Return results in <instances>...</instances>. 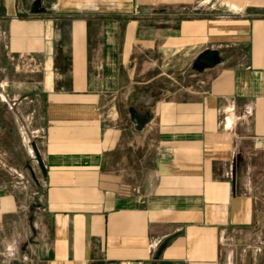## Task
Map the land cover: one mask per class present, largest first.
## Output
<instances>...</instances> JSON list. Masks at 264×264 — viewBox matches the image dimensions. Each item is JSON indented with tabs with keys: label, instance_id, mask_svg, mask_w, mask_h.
<instances>
[{
	"label": "crops",
	"instance_id": "1",
	"mask_svg": "<svg viewBox=\"0 0 264 264\" xmlns=\"http://www.w3.org/2000/svg\"><path fill=\"white\" fill-rule=\"evenodd\" d=\"M225 5L0 0L38 175L1 188L0 264H264V19Z\"/></svg>",
	"mask_w": 264,
	"mask_h": 264
},
{
	"label": "rangeland",
	"instance_id": "2",
	"mask_svg": "<svg viewBox=\"0 0 264 264\" xmlns=\"http://www.w3.org/2000/svg\"><path fill=\"white\" fill-rule=\"evenodd\" d=\"M163 7L169 6V11L172 12L177 9H182L184 7L183 14H179L178 17L183 19H218L222 18V12L225 8L226 2H236V5L244 8L247 18H260L264 19V6H258L259 4H264V0H214L216 4V9H211L215 12L211 15H206L205 11L207 0H162ZM213 1V2H214ZM183 2V4H182ZM201 4L199 15L191 14L189 10L193 7ZM179 5V6H178ZM178 6V7H177ZM198 8V7H197ZM165 9V8H163ZM207 9V8H206ZM208 10V9H207ZM232 19H240L241 14L229 13ZM244 15V14H243ZM242 15V16H243ZM27 117V110L24 107L19 109L13 108L9 109L1 99L0 96V203L3 191L1 190L4 186H11L13 184L22 186V182H29V187L33 186L34 182H37L38 175L33 174H19L20 170H29L27 168V159L25 158L23 151L21 149L22 144L19 143V127L17 122H21ZM15 189V188H14ZM8 193L12 198L21 199V202L27 199L25 193L31 197V192L23 191L21 192L10 189ZM33 200L31 201V203ZM1 205V204H0ZM1 210V206H0Z\"/></svg>",
	"mask_w": 264,
	"mask_h": 264
}]
</instances>
